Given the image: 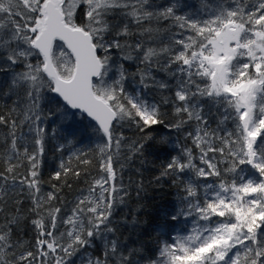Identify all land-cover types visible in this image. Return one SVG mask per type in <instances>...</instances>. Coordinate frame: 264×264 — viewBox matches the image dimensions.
Masks as SVG:
<instances>
[{"label": "snow or ice", "instance_id": "obj_1", "mask_svg": "<svg viewBox=\"0 0 264 264\" xmlns=\"http://www.w3.org/2000/svg\"><path fill=\"white\" fill-rule=\"evenodd\" d=\"M0 101V264H264V0H0Z\"/></svg>", "mask_w": 264, "mask_h": 264}, {"label": "trees", "instance_id": "obj_2", "mask_svg": "<svg viewBox=\"0 0 264 264\" xmlns=\"http://www.w3.org/2000/svg\"><path fill=\"white\" fill-rule=\"evenodd\" d=\"M0 103H4V101H0ZM77 119H81L79 114H77ZM84 123L87 124L88 121L85 120ZM161 132H163L162 129H161ZM130 134L131 133H129V135ZM89 143H90L89 140L85 136L83 145H81V146L86 147ZM162 157H163V154L161 153V158ZM147 160L150 162L147 165V167L151 168L153 166L151 162L155 160V156L154 155H148ZM53 166H54V161L52 160V153L49 152L48 153V164L44 169V179L45 180H47V178L50 174L51 168ZM137 167H139V165H137ZM156 174H158V173L145 172V176H144L145 182L147 183V181L149 179H151V177L156 175ZM128 175H130V174L125 175V181H127ZM69 183H72V181L70 180ZM81 186L82 185H80V184H73V189H76V188L81 187ZM64 193L69 200L72 199V192H70L67 188L64 189ZM172 193H173V190L169 189L167 185L164 186L163 190L157 189L155 185L147 187L146 192L142 194L145 196L143 203L146 205V211L151 212L154 215L157 212V210H162L164 208H167L169 206V204L174 199V196Z\"/></svg>", "mask_w": 264, "mask_h": 264}]
</instances>
